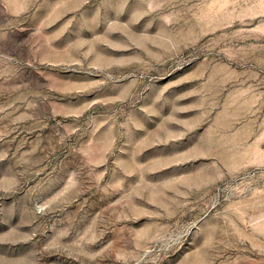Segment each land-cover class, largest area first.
Wrapping results in <instances>:
<instances>
[{"label":"rangeland","instance_id":"1","mask_svg":"<svg viewBox=\"0 0 264 264\" xmlns=\"http://www.w3.org/2000/svg\"><path fill=\"white\" fill-rule=\"evenodd\" d=\"M0 264H264V0H0Z\"/></svg>","mask_w":264,"mask_h":264}]
</instances>
